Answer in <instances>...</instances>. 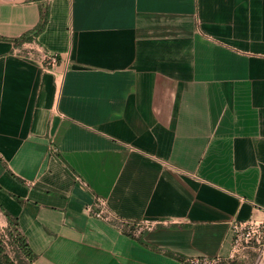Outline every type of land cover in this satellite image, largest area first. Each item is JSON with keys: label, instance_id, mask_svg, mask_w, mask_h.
I'll list each match as a JSON object with an SVG mask.
<instances>
[{"label": "crops", "instance_id": "1", "mask_svg": "<svg viewBox=\"0 0 264 264\" xmlns=\"http://www.w3.org/2000/svg\"><path fill=\"white\" fill-rule=\"evenodd\" d=\"M0 210L30 264L226 259L264 220V0H0Z\"/></svg>", "mask_w": 264, "mask_h": 264}, {"label": "built area", "instance_id": "2", "mask_svg": "<svg viewBox=\"0 0 264 264\" xmlns=\"http://www.w3.org/2000/svg\"><path fill=\"white\" fill-rule=\"evenodd\" d=\"M45 69L51 72L57 64V59L53 55H46L43 57ZM86 213L90 214L95 219L112 223L114 218L108 213L104 204L100 200H96L92 205L85 209ZM232 244L227 259L236 258L240 252L252 244L264 246V220H248L238 221L232 225ZM190 264H217L219 258L209 259H190Z\"/></svg>", "mask_w": 264, "mask_h": 264}, {"label": "trees", "instance_id": "3", "mask_svg": "<svg viewBox=\"0 0 264 264\" xmlns=\"http://www.w3.org/2000/svg\"><path fill=\"white\" fill-rule=\"evenodd\" d=\"M43 26L44 23H40L33 34H38ZM28 40L30 37L26 34L13 42L22 43ZM2 213L8 222V228L5 229L4 234H0V264H30L36 256L32 253L26 238L20 233L18 220L4 210ZM176 258L181 264H190L188 260L182 257Z\"/></svg>", "mask_w": 264, "mask_h": 264}, {"label": "rangeland", "instance_id": "4", "mask_svg": "<svg viewBox=\"0 0 264 264\" xmlns=\"http://www.w3.org/2000/svg\"><path fill=\"white\" fill-rule=\"evenodd\" d=\"M6 228H8V222L0 210V234H4ZM217 264H264V246L252 244L243 249L236 258H220Z\"/></svg>", "mask_w": 264, "mask_h": 264}]
</instances>
